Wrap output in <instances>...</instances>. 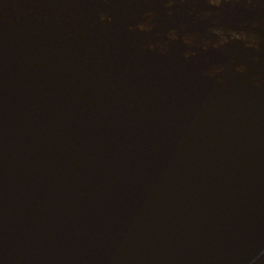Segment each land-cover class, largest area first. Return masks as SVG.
<instances>
[{"label":"water","instance_id":"1","mask_svg":"<svg viewBox=\"0 0 264 264\" xmlns=\"http://www.w3.org/2000/svg\"><path fill=\"white\" fill-rule=\"evenodd\" d=\"M251 3L0 0V264H264Z\"/></svg>","mask_w":264,"mask_h":264}]
</instances>
